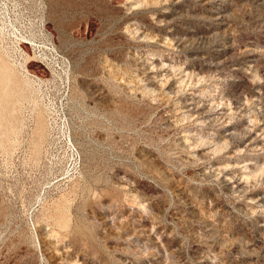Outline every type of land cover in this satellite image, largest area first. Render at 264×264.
I'll list each match as a JSON object with an SVG mask.
<instances>
[{
	"label": "rangeland",
	"instance_id": "374dc122",
	"mask_svg": "<svg viewBox=\"0 0 264 264\" xmlns=\"http://www.w3.org/2000/svg\"><path fill=\"white\" fill-rule=\"evenodd\" d=\"M0 62V264H264V0H0Z\"/></svg>",
	"mask_w": 264,
	"mask_h": 264
},
{
	"label": "bare ground",
	"instance_id": "6f19581e",
	"mask_svg": "<svg viewBox=\"0 0 264 264\" xmlns=\"http://www.w3.org/2000/svg\"><path fill=\"white\" fill-rule=\"evenodd\" d=\"M0 72H3V74H6L5 71H7V67L3 62H0Z\"/></svg>",
	"mask_w": 264,
	"mask_h": 264
}]
</instances>
